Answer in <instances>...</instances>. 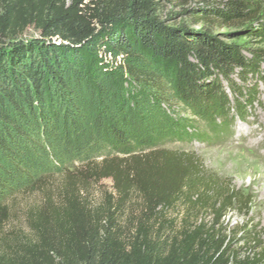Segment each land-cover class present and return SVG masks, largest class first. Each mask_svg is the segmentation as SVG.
Listing matches in <instances>:
<instances>
[{
  "label": "trees",
  "instance_id": "1",
  "mask_svg": "<svg viewBox=\"0 0 264 264\" xmlns=\"http://www.w3.org/2000/svg\"><path fill=\"white\" fill-rule=\"evenodd\" d=\"M162 1L0 0V187L2 165L37 147L60 116L76 125L71 109L86 87L99 115L111 96L117 117L103 120L115 154L31 182L40 201L23 211L28 234L6 230L12 208L0 201V264H264L259 234L234 250L221 226L229 210L247 212V195L193 154L156 148L189 134L172 125L167 95L221 113L216 77L251 61L212 31L240 25L264 40V0H170L189 25L169 24L175 13L162 17ZM29 26L39 39L6 42ZM105 179L112 191L93 203L88 188Z\"/></svg>",
  "mask_w": 264,
  "mask_h": 264
},
{
  "label": "rangeland",
  "instance_id": "2",
  "mask_svg": "<svg viewBox=\"0 0 264 264\" xmlns=\"http://www.w3.org/2000/svg\"><path fill=\"white\" fill-rule=\"evenodd\" d=\"M168 12L175 13L174 21L169 24L184 21L189 25L186 18L180 17L179 7L174 6L170 0H163L160 14L164 17ZM241 29L240 25H231L212 31L224 43L234 44L251 61L244 70L235 68L228 76L218 75L214 78L220 85L221 113L207 110L208 106L204 105L201 107L202 111L197 112L174 99H167V95L162 105L167 116L172 119V125L178 127L182 124L189 134L183 135L181 140L165 139L158 143L156 148L193 154L205 172L226 180L246 194L250 199L247 212L229 210L223 216L221 226L235 234L231 242V248L234 250L247 244L251 232L259 234L255 238V244L264 250V198L259 193L264 187V176L253 182L248 175L239 176V169L245 162L242 160L244 156L256 160L252 164L256 171H264V40L245 36L240 32ZM37 39L39 31L29 26L18 37L9 38L6 42L12 44L16 41L30 42ZM123 78V86L130 87L128 79L125 76ZM82 91L83 94L79 95L78 110L71 109L77 126L72 122V118L65 119L60 116L56 128L41 135L37 147L25 151L22 159L14 162V165H2L4 171L1 173L0 201L9 203L13 213L6 230L16 228L22 234H28V228L22 218L23 211L38 205L40 201V194L34 188L27 190L33 180L39 176H53L54 180H57L66 170H74L88 160L98 161L106 155L116 153L110 144L103 121L105 115L109 114L114 119L117 118L110 107L111 96L102 102L105 108L99 115V100L96 94L87 87ZM167 91L170 92L169 89ZM214 107L218 108L217 104ZM149 111L155 112L151 107ZM156 118L159 123L168 124V121L161 120L160 116ZM127 144L134 147L139 145L133 140H127ZM255 175L259 176L260 173ZM111 187V181L108 179L91 184L88 188L90 201L96 203L100 195L112 191ZM124 232V229H120V234Z\"/></svg>",
  "mask_w": 264,
  "mask_h": 264
},
{
  "label": "bare ground",
  "instance_id": "3",
  "mask_svg": "<svg viewBox=\"0 0 264 264\" xmlns=\"http://www.w3.org/2000/svg\"><path fill=\"white\" fill-rule=\"evenodd\" d=\"M242 154H244V153H242ZM242 160H245V162L243 163V167H241L239 169V176L240 177L248 175V176H250V180L253 182V181H256V180H258L264 176V171H256V167H252L253 166L252 164H254L256 162L255 159H253L251 157L244 156V158ZM255 173H260V175L256 176ZM259 193H260L261 197L264 198V187L259 190Z\"/></svg>",
  "mask_w": 264,
  "mask_h": 264
}]
</instances>
